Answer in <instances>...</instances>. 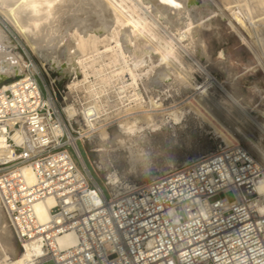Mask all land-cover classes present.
<instances>
[{
	"label": "built area",
	"instance_id": "2783aa9c",
	"mask_svg": "<svg viewBox=\"0 0 264 264\" xmlns=\"http://www.w3.org/2000/svg\"><path fill=\"white\" fill-rule=\"evenodd\" d=\"M5 85L0 208L20 245L40 241L37 264H264V194L256 188L264 168L245 148L219 145L114 192L96 183L77 154L91 132L74 129L45 85L31 73ZM46 198L54 203L40 223L32 205ZM65 231L76 242L58 250L55 239Z\"/></svg>",
	"mask_w": 264,
	"mask_h": 264
},
{
	"label": "bare ground",
	"instance_id": "6f19581e",
	"mask_svg": "<svg viewBox=\"0 0 264 264\" xmlns=\"http://www.w3.org/2000/svg\"><path fill=\"white\" fill-rule=\"evenodd\" d=\"M126 1L0 0V9L8 20L11 18L14 21V23L11 21L12 24L17 27L19 35L33 47L34 53L40 54L43 61H48L51 68L59 73L58 75L70 78L66 85L68 94L73 98L79 97L77 100L82 103L80 105H75L77 102L69 103L62 107L66 117L73 120L79 116L82 118L83 125L79 126L80 132L99 131L101 148L97 150L102 151V158L109 157V152L113 151L124 166V170L132 171L147 168L151 151L148 153L146 148L152 144V139L157 137L163 141L168 139L170 140L168 142L176 145L175 141L178 137L176 126L182 124L187 110L177 109L173 105L172 108L165 109L162 102L154 100L151 96L148 101L151 109L143 110L141 95L134 93V98L131 100L130 97L121 95L126 88V85H121L115 92L116 99L113 100V104L116 105L117 114L122 112L125 114L118 117L110 136L106 124L98 125L102 121L101 110L108 105L107 101H110L107 94L110 91H108L109 85L111 86L113 77L127 72L131 80L128 85L131 87H136L138 79L143 76L148 78L152 86H156L167 81L171 73L174 74L178 84L186 86L187 76L190 74L183 68L187 67V61L184 60L186 62L184 67L182 63L184 61L177 52L174 41L171 37L165 39L156 28L159 22L171 28L177 27L182 21V25L175 29L176 33L178 31L176 38L182 40L188 37V32L192 30L191 25L199 24L201 18H198L197 9L193 7L191 0H128L129 5ZM142 5L149 9L156 19L148 20L140 16L138 10L143 8ZM226 8L229 11L230 26L244 42L254 44L253 52L257 62L264 61V0H233ZM256 12L258 14H254ZM220 13L223 11L221 10ZM9 39L0 28V81L11 74L21 78L29 75V73L25 74L26 64L13 53ZM108 66L117 67L107 72ZM204 76L206 82L198 87L196 97L191 98L203 112L205 111V114L220 119L235 131L248 147L264 160V144H262L264 139L261 137L264 135V123L258 122L228 92H226L227 100L209 96L210 84L216 87L221 85L209 73L205 72ZM105 91H108L105 93L106 96L103 95ZM125 100L128 102L125 103ZM127 115L132 117L128 118ZM251 123L259 129L260 137L254 138L251 135ZM12 138L18 140L16 133ZM106 140L109 141L110 149L105 148ZM74 141L75 138H71V142ZM5 144L4 135L0 133V146ZM229 145L238 144L231 143L226 146ZM77 154L80 156L79 150ZM255 161L259 164V161ZM106 167L110 166L106 164ZM22 171L27 183H32L34 174L31 169L24 166ZM107 178L112 184H110L111 189L118 192L121 187L115 185L119 181L116 171H110ZM256 188L259 193L264 194L262 191L264 175L256 183ZM92 197L96 199L94 194ZM53 203L51 198L33 203L32 210L38 222L44 223L48 220L49 209ZM5 221V215L0 208V264H37L36 259L44 255V249L37 239L20 245L22 250L15 258L7 254L4 243L7 240L6 224L8 223L6 221L5 224ZM75 242V233L65 231L56 237L54 246L58 250H63L74 245Z\"/></svg>",
	"mask_w": 264,
	"mask_h": 264
},
{
	"label": "rangeland",
	"instance_id": "374dc122",
	"mask_svg": "<svg viewBox=\"0 0 264 264\" xmlns=\"http://www.w3.org/2000/svg\"><path fill=\"white\" fill-rule=\"evenodd\" d=\"M191 1L193 7L197 9L198 18H201V20L199 24L193 23V25H191L192 30H190L191 34L188 32V37L182 40L177 39L178 31L176 33L175 29H178V26L182 25V21V23L179 22L177 27L171 28L168 27L169 25L158 21V27L156 28L165 39H170L171 37L172 41H174L173 43L177 46V48H175L181 59L187 61V67L186 62H182L184 67H186L183 69L190 74L187 76L188 83L186 86L178 84L174 78V74L170 72L171 77H169L167 81L156 86H152L148 78L143 76L141 79H138L136 87H131L128 85L131 82L129 74L127 72L121 73L113 77L111 86L109 85L108 91H110L107 94L109 96L108 100L110 101H107L108 105L102 109L107 112L105 111V113L101 110L100 118L102 121L98 124H106L108 133L110 136L112 135V129L115 128L116 120L118 117L125 114L123 112L117 114L116 105L113 104V100L116 99L115 92L118 91L117 89L121 85H126L125 92L121 95L130 97L132 100L134 98V93L140 94L142 97L143 110L151 109V107H149L150 105H148L150 104L148 102L150 96L154 100L162 102L163 108L165 109L174 106L177 109L184 108L187 110L186 117H184L182 121L183 125L179 124L176 126V133L178 136L175 141L176 145L168 142L170 141L168 139L164 141L159 137L152 139V144L146 148L148 153L151 151L149 154L150 156H148L149 164L147 168L145 170H126V172L123 168L124 166L118 161L119 159L113 151L109 152V157L102 158V151L97 150L101 148L99 144L101 142L98 136L99 131L90 133L86 138L78 141L77 145L81 159L90 170L96 183L102 188H111V183H109L107 176L112 170L116 171L119 178V183L117 182L115 185H120L119 187L121 188L125 185H139L156 176L167 173L190 160L206 155L219 145L226 146L231 143L238 144L245 148L253 158L257 160V162L259 161L258 163L264 167V160H261L235 131L225 125L220 119L212 118L207 115V113L205 114V111L203 112L196 104V101L192 99L196 97V93L199 91L198 87L206 82L204 73L207 72L221 85V87H216V85L213 84H210V86L208 85L209 96L227 100L226 92H228L233 99L245 107L258 122L264 123V61H261V63L257 62L253 52L255 47L254 44L252 42H244L230 26L229 21L231 20L226 6L233 0ZM126 2L129 5V1L127 0ZM142 6L143 8L138 10L140 16L142 15L148 20L156 19L149 9H146L144 5ZM221 10L223 13H220ZM254 14H258V12ZM11 21L14 23L11 18L8 20L0 9V28L4 31V34L10 38L9 40L12 43L13 53L19 57L21 62L26 64L25 74L31 73L38 79L42 88L43 85L46 86L61 115L66 117L62 107L69 103L75 104L77 102L75 105H80L82 103V101L77 100L79 97L73 98L71 94H68L66 85L70 78L58 75L59 73L51 68L48 61H43L44 59H42L43 57L40 54L34 53L33 47L19 35L20 33L17 27H14L15 24H12ZM198 25H200V27ZM189 35L191 36L189 37ZM116 67L117 66H108L106 71L108 72V70H113ZM8 76H5L2 81H0V86L21 78L15 74ZM108 91H105L103 95L106 96L107 94L105 93ZM113 94L114 96H112ZM217 94H219V96ZM124 102L126 103L128 101L125 100ZM107 109H109V111ZM113 109H115L114 112ZM106 115L107 118L109 117L108 120L107 118L104 119ZM127 117L131 118L132 115H127ZM76 120H72V125L74 129L79 130V126L83 125V121L80 116ZM250 131H252L251 135L254 138L260 137V131L256 125L252 124ZM261 137L264 139V135ZM154 140H157L158 143L161 141L159 143L160 145ZM105 142V148L110 149L109 141L106 140ZM262 144H264V141H262ZM75 160L78 162L77 157H75ZM106 164L110 167L107 168ZM226 197L228 200L233 199L231 193H227ZM6 228L8 231L4 247H6L7 254L11 258H15L22 248L7 224Z\"/></svg>",
	"mask_w": 264,
	"mask_h": 264
},
{
	"label": "snow or ice",
	"instance_id": "6c2138e0",
	"mask_svg": "<svg viewBox=\"0 0 264 264\" xmlns=\"http://www.w3.org/2000/svg\"><path fill=\"white\" fill-rule=\"evenodd\" d=\"M262 191H264V189H262Z\"/></svg>",
	"mask_w": 264,
	"mask_h": 264
}]
</instances>
